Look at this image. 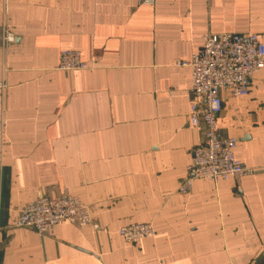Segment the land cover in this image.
Instances as JSON below:
<instances>
[{
  "label": "crops",
  "instance_id": "obj_1",
  "mask_svg": "<svg viewBox=\"0 0 264 264\" xmlns=\"http://www.w3.org/2000/svg\"><path fill=\"white\" fill-rule=\"evenodd\" d=\"M224 32L264 40V0H0V264H264V68L247 95L222 92L218 120L254 172L179 192L204 139L184 62ZM64 49L88 68L59 69ZM62 191L93 224L15 225ZM133 223L156 233L128 242Z\"/></svg>",
  "mask_w": 264,
  "mask_h": 264
},
{
  "label": "built area",
  "instance_id": "obj_2",
  "mask_svg": "<svg viewBox=\"0 0 264 264\" xmlns=\"http://www.w3.org/2000/svg\"><path fill=\"white\" fill-rule=\"evenodd\" d=\"M155 0H141L152 4ZM5 40H14L7 33ZM191 68L193 96L189 123L204 127V139L193 149L192 161L187 175L179 185V192L187 194L196 179L218 181L229 177L239 178L252 174L254 168L247 166L235 155L236 137L223 136L219 128V115L223 109L222 92L233 97L247 95L256 72L264 68V40L261 34L209 33L203 45L188 62ZM61 70L88 68L81 53L64 49L59 54ZM7 88L4 77L0 78V102ZM71 222L79 227L93 224L91 206L67 191L55 195L39 193L19 210L16 226L30 228L41 236H53L61 222ZM119 234L128 242H138L156 233L151 223H133L119 228Z\"/></svg>",
  "mask_w": 264,
  "mask_h": 264
}]
</instances>
